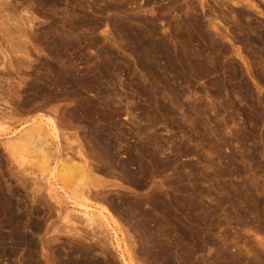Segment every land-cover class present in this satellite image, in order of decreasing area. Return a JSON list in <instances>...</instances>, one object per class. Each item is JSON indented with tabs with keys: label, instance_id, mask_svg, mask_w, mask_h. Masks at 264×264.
<instances>
[{
	"label": "rangeland",
	"instance_id": "rangeland-1",
	"mask_svg": "<svg viewBox=\"0 0 264 264\" xmlns=\"http://www.w3.org/2000/svg\"><path fill=\"white\" fill-rule=\"evenodd\" d=\"M50 1L0 0V208L4 210L0 209V264H53V262L69 264V261L83 259H88L87 261L92 264H123L120 250L115 248L116 239L112 240V243L115 242L114 245L105 246L108 247L107 250L102 249L104 246L101 244L104 245L105 242L101 241L111 239L112 234L104 235L105 240H102L104 228L99 229L97 226L101 230L98 233V229L92 231L85 226L86 207L91 209L96 219L98 218V224L103 220L101 211L110 216L111 222L115 220L113 226L116 225L120 232L118 240L123 247L126 246L128 254L131 252L132 257L127 258L134 264H138L137 262L142 264L143 260L145 262L143 264L151 262L146 250L156 240L159 244L164 243L167 248L173 246L175 252L169 248L180 256L179 260H187V264H207L210 261L214 264L213 260L217 258V254L222 251L224 253V249L231 253L237 252L235 254L241 256L243 264H264V248L260 245L264 233L257 235L252 228L264 222V40L262 41L264 38H261L264 34V16L258 14L264 12V0H238L242 2L239 7L249 13L245 17L238 12H231L227 6H221L217 0H66L60 6H55ZM107 3H118L122 9L115 10L116 12L106 9L103 11ZM250 5H257L259 8L251 9ZM217 17L219 20L215 23L218 24L219 30L213 29L210 25V20ZM76 19L89 24V29L85 28L86 32L84 31L89 42L85 39L82 46L65 55L63 64L67 65H64L65 67L78 70L80 77L89 75V71L90 77L100 84V88H104L103 93H98L96 89H92L93 92L84 89L82 94L75 92L74 95L71 84H67L61 85V88L59 86L48 88L47 94L40 93L38 97L28 96L31 91L38 92L41 79L48 80L50 77L49 80H52L54 77L53 72H49L51 69H48V64L56 60L58 62V59L52 45L53 35L49 37L48 31L51 33L54 27H61L62 21L66 23ZM125 26L128 30L134 29L147 35L151 32L149 35L152 36L153 42L166 46L174 61L178 57L177 63L185 59L188 63L210 64L212 75L201 80L188 77L185 83L177 82L174 76L164 74L166 65L161 57L156 59L154 71L142 70L139 65L140 56L135 53V46L130 43ZM251 29H254V32ZM226 32L229 38L221 37V33L227 35ZM94 38L98 39V44L91 45ZM177 68L181 71L180 67ZM179 70L177 71L181 73ZM222 83L229 87L224 89ZM29 88L33 90L29 91ZM154 90L160 92L154 94ZM175 94L179 96V100L178 97L176 101L172 99ZM147 97H150V103ZM88 99L101 103L104 106L101 105L104 108V111L102 109L101 111L106 114L110 112L105 107L106 104H113L117 100V107L116 103L111 105L109 118L98 122L99 116L96 114L93 119V122L99 123L102 129H108L106 133L109 134L113 154L116 156L112 160H110L112 154L109 156L106 149L92 136L90 124L93 116L85 119L82 117L81 122L71 116L80 104L82 107L86 106ZM159 105L166 106V111L158 110ZM149 107L150 110L147 111ZM56 117H62L61 119L73 128L72 130L69 127L62 128L64 131L61 129L63 133L61 132L60 141H63L58 143L61 148L59 155L62 158L57 155V158L53 157L51 162H47L44 157L46 153L40 149L41 137L34 129L40 121L46 119L57 121ZM212 131L216 133L211 134ZM74 135L77 137L73 139ZM77 138L80 142L76 140L77 143H73ZM78 142L89 155L94 170L95 166L98 168L91 179L94 177L103 182L99 183L107 187L106 197L108 200L113 198L111 201L114 200L117 206L121 205L120 209L113 210L107 202L94 199L91 194V197L85 194L84 201L78 189L88 184L91 179H87L83 184L77 181L78 184L73 176L74 172L67 174L64 170L72 178L69 180L72 182L68 183L70 187L63 189L57 182L55 183L50 171L55 166L54 164L51 167L52 162L58 163L56 168L60 178L62 179L61 175L68 178L63 174L62 168L69 153L68 156L75 161L74 163L81 161V155L77 154L79 147L73 148L78 146ZM8 144L13 147L6 149ZM69 147L72 148L71 151ZM144 149L150 153L156 152L166 165L145 154L147 157L144 163L149 172L140 176L135 159L140 156V150L143 152ZM127 152L133 153L132 160ZM232 157L236 160L231 162ZM46 162L48 166L50 165L49 169L48 166L46 168V164L44 165ZM128 162L129 169L123 166ZM233 163L234 166H231ZM180 189L187 190V193L181 194ZM157 194H161L162 200L160 201L162 205L158 207L154 204ZM229 195L240 196L242 205L229 200L227 198ZM132 200L142 203V211L131 209L129 211L125 202ZM75 202L85 208L77 206ZM191 207L194 208L195 215L203 220L200 226L196 224L192 226L191 221H185ZM175 210L180 212L179 219L184 217L180 220V223L182 222L180 225L184 223L182 228L186 233H190L189 236L172 222L173 214L178 215ZM249 210H253V214H250ZM141 220L149 224L148 232L151 234L138 227V223H142ZM73 222L77 223V227L75 226L77 230L74 233L70 231L73 229ZM77 231L83 232L81 240H75L69 235H76ZM91 236H95L94 239ZM88 239L90 242L86 241ZM193 241L196 242V247ZM77 246L88 247L89 257H71L81 255L76 253ZM90 246L91 250H88ZM3 247L4 250H1ZM133 250L140 255V261L133 257L132 253L137 255Z\"/></svg>",
	"mask_w": 264,
	"mask_h": 264
},
{
	"label": "bare ground",
	"instance_id": "bare-ground-1",
	"mask_svg": "<svg viewBox=\"0 0 264 264\" xmlns=\"http://www.w3.org/2000/svg\"><path fill=\"white\" fill-rule=\"evenodd\" d=\"M66 0H51L50 2L52 3H54V5L55 6H60L61 4H63L64 2H65ZM116 1V0H115ZM218 1V3L221 5V6H227V7H229V9H230V11L231 12H238L240 15H242V16H246V15H248L249 13L247 12H245L243 9H241L239 6L241 5V1H238V0H217ZM102 2V1H101ZM216 2V1H215ZM172 3V2H171ZM174 3V2H173ZM75 4V3H74ZM81 5V4H80ZM80 5H77V6H79L80 7ZM122 5V4H121ZM124 5V4H123ZM243 6V5H242ZM120 7V5L118 4V3H114V4H111V3H107L106 5H105V7H103V11H104V9H106L107 11H111V10H119V9H122V7L121 8H119ZM53 8V7H52ZM250 8L252 9V8H259L257 5L255 6V5H250ZM56 9V8H55ZM61 9V8H60ZM101 10V9H100ZM123 10H124V8H123ZM140 10V9H139ZM150 10L152 11V9L150 8ZM2 11V10H1ZM80 11V10H79ZM103 11H100V12H103ZM115 11V12H116ZM150 11V12H151ZM155 11V10H154ZM215 11V10H214ZM213 11V12H214ZM53 12H55V11H53ZM63 12H65V11H63ZM138 12V11H137ZM145 12V11H144ZM196 12V11H195ZM257 12H259V11H257ZM5 13V12H4ZM56 13V12H55ZM54 13V14H55ZM124 13V12H123ZM148 13H149V11H148ZM153 13H155V12H153ZM152 13V14H153ZM217 13V12H216ZM56 14H58V13H56ZM214 14V13H213ZM258 14H260V15H262V16H264V12L262 11V12H260V13H258ZM60 15V14H59ZM61 15H63V14H61ZM71 15V14H70ZM78 15V14H77ZM82 15V14H81ZM106 15V14H105ZM128 15H131V14H128ZM186 15H188V14H186ZM189 15H191V14H189ZM3 16V15H2ZM66 16H67V14H66ZM63 17V16H62ZM70 17V16H69ZM75 17V16H74ZM82 17V16H81ZM189 17V16H188ZM191 17V16H190ZM65 18V17H64ZM72 18V17H71ZM219 17H217L215 20H210V25H211V27L213 28V29H215V30H219L220 28H218V24L216 25V23H215V21H218L219 19H218ZM73 19H75V18H73ZM82 19H83V17H82ZM85 19H86V17H85ZM137 19V18H136ZM139 19V18H138ZM142 19V18H141ZM141 19H140V21H141ZM118 20V19H117ZM192 20V19H191ZM197 20V19H196ZM65 21H66V19H65ZM65 21H62L60 24H61V27H57V28H53V29H51V33H50V31H48L49 32V37H50V35H53V36H51V37H53L52 38V45L54 46V48H55V52H54V54L56 55L55 57L58 59V62H59V64H58V62H57V60H56V62H54V63H50V64H48V69H51V71H49V72H53V74H54V77H53V79L51 80H49V78H47L48 80H46V79H41L40 80V84L38 85L39 87L37 88L38 89V92H35V93H31V92H33V91H31V90H33V89H31V88H29V91H31L30 92V94H28V96L30 95L31 97H38L39 96V94L40 93H46L48 90V88H52V87H54V86H56V87H60L61 85L63 86V85H67V84H71V87L74 89V95L76 94L75 92H77V94L79 93V94H82L85 90L84 89H88V90H90V91H87V92H93L95 89L98 91V93L99 92H101V93H103L102 92V90L104 89H102V88H100L99 87V85L100 84H97L96 82H95V80L92 78V77H90V73H89V71H88V74L89 75H85V76H83V77H80V73H79V71L78 70H75L74 68L72 69H70V67H65V66H67L66 64H63L64 62L62 61L63 60V58H64V56L65 55H68L70 52H73L74 50H77L80 46H82V44L84 43V41H86L85 39H87L88 37H87V35L86 34H84L85 32H86V30L87 29H89V24L88 23H86L85 21H83V20H81V19H76V20H70L69 22H66L65 23ZM59 22V21H58ZM90 22V21H89ZM116 23H117V21H115ZM123 22V21H122ZM137 22V21H136ZM115 23V24H116ZM119 23V22H118ZM222 23V22H221ZM30 24V23H29ZM59 24V25H60ZM122 24V23H121ZM35 25V24H34ZM131 25V24H130ZM188 25V24H187ZM194 25V24H193ZM196 25V24H195ZM251 25V24H250ZM263 25V24H262ZM31 26V25H30ZM122 26V25H121ZM129 26V25H128ZM198 26V25H197ZM126 27V26H125ZM196 27V26H195ZM199 27H201V25L199 26ZM219 27H220V25H219ZM260 27V26H259ZM85 28H86V30H85ZM123 30H125V28L122 26L121 27ZM127 28V27H126ZM193 28V27H192ZM93 29V28H92ZM202 29V28H201ZM5 30V29H4ZM13 30V29H12ZM49 30V29H48ZM94 30V29H93ZM142 30V29H141ZM203 30V29H202ZM244 30V29H243ZM252 31L254 30V29H251ZM250 30V31H251ZM256 30V29H255ZM47 31V30H46ZM85 31V32H84ZM91 31V30H90ZM146 31V30H145ZM155 32V31H154ZM194 33H195V31H193ZM196 32H197V30H196ZM254 32V31H253ZM252 32V33H253ZM127 33H128V38L130 39V43H132L135 47H134V50H135V53H138L139 55L138 56H140V61H139V65H140V67L142 68V70H153L154 69V67L156 66V59H158L159 57H161L163 60H165V65H166V67H165V69H164V74H167V76H169V75H172V76H174L173 78H175V80H177V82L178 81H181V83H185L186 81H188V77H192V78H195V79H197V80H201L202 78H204V77H206V76H211L212 75V69H211V67L209 66L210 64H203L202 62L201 63H191V62H187L185 59H183V60H180V61H178V63L176 62L177 61V58H176V60L174 61V59L171 57V55H170V53H169V50H168V48H166V46L164 47V45H158V44H155V42H153V39L151 38L152 36L151 35H149L150 33H148V35L147 34H145V33H141V31H135L134 29H129L128 30V28H127ZM152 33H153V31H152ZM193 33V34H194ZM225 33V32H224ZM9 34V33H8ZM13 34V33H12ZM48 34V33H47ZM123 34H125V33H123ZM199 34V33H198ZM205 34H206V32H205ZM209 34V33H208ZM208 34H207V37H209L208 36ZM226 34H227V32H226ZM255 34V33H254ZM85 35H86V38H85ZM212 35V34H211ZM228 35L229 34H227V35H224V34H222L221 33V37H228ZM251 35V34H250ZM47 36V35H46ZM202 36V35H201ZM214 36V35H213ZM263 37H261V38H264V34L262 35ZM27 37V36H26ZM49 37H47L48 39H50ZM218 37V36H217ZM260 37V36H259ZM97 38V37H96ZM195 38H196V36H195ZM194 38V39H195ZM200 38V37H199ZM203 38V37H202ZM220 38V37H219ZM229 38V37H228ZM247 38V37H246ZM92 39V38H91ZM95 39V38H94ZM93 39V40H94ZM218 39V38H217ZM235 39V38H234ZM250 40H253V39H251V38H249ZM88 40V39H87ZM214 40V39H213ZM236 40V39H235ZM264 39H262V41H263ZM47 41V40H46ZM49 41V40H48ZM90 41H92V40H90ZM215 41H216V38H215ZM220 41H222V40H220ZM253 41H255V39L253 40ZM258 41V40H257ZM45 42V41H44ZM50 42V41H49ZM88 42H89V40H88ZM93 42V44H91V45H95V44H98V39L96 40H94V41H92ZM201 42V41H200ZM238 42H240V40L238 41ZM246 42V41H245ZM244 42V43H245ZM248 42H249V40H248ZM87 43V42H86ZM125 43V42H124ZM157 43V42H156ZM214 43V42H213ZM250 43V42H249ZM18 44H20V43H18ZM90 44V43H89ZM160 44V43H159ZM215 44V43H214ZM52 45H51V47H52ZM17 46V45H16ZM10 47V46H9ZM19 47H20V45H19ZM18 47V48H19ZM26 47V46H25ZM50 47V48H51ZM90 48V47H89ZM17 49V48H16ZM21 49V48H20ZM84 49V48H83ZM206 49V48H205ZM204 49V50H205ZM22 50V49H21ZM16 51V50H15ZM54 51V50H53ZM52 51V52H53ZM51 52V53H52ZM6 54H7V52H5ZM11 53V52H10ZM20 53V52H19ZM22 53V52H21ZM99 53V52H98ZM5 54V55H6ZM53 54V55H54ZM9 55V54H8ZM7 55V56H8ZM75 55V54H74ZM103 56V55H102ZM67 57V56H66ZM88 57V56H87ZM108 57V56H107ZM107 57H105V58H107ZM10 58V57H9ZM55 58V59H56ZM77 58V57H76ZM75 58V59H76ZM120 58V57H119ZM113 59V58H112ZM161 59V60H162ZM181 59V58H180ZM263 59H264V57H263ZM110 60V59H109ZM160 60V59H159ZM203 60V59H202ZM54 61V60H53ZM62 61V62H61ZM68 61V60H67ZM158 61V60H157ZM51 62V61H50ZM71 62V61H70ZM89 62V61H88ZM104 62V61H103ZM210 62V61H209ZM158 63V62H157ZM211 63V62H210ZM8 64H9V62H8ZM67 64H68V62H67ZM259 64V63H258ZM263 64H264V62H263ZM10 65H11V63H10ZM65 65V66H64ZM113 65V64H112ZM70 66H72L71 65V63H70ZM103 66V65H102ZM177 67H180V69H181V71L177 68ZM264 67V66H263ZM12 68H13V65H12ZM157 68V67H156ZM100 69V68H99ZM94 70V69H93ZM104 70V69H103ZM119 70V69H118ZM177 70H179L181 73H179ZM100 71H102V69L100 70ZM154 71V70H153ZM214 71H216V70H214ZM91 72V71H90ZM152 72V71H151ZM264 73V72H263ZM47 74V73H46ZM93 74H94V72H93ZM48 75V74H47ZM96 75V74H95ZM228 77V76H227ZM148 78V77H147ZM99 79V78H98ZM157 79V78H156ZM166 79H168V78H166ZM172 79V78H171ZM38 80H39V78H38ZM102 81V80H101ZM168 81V80H167ZM193 81V80H192ZM263 81V80H262ZM143 82V81H142ZM176 82V83H177ZM98 83H99V81H98ZM38 84V83H37ZM104 84V83H103ZM174 84V83H173ZM179 84V83H178ZM168 85V84H167ZM115 86V85H114ZM114 86H111V88L112 87H114ZM153 86V85H152ZM228 86V85H227ZM224 83H222V87L225 89V87H227ZM10 87V86H9ZM55 87V88H56ZM138 87V86H137ZM144 88H145V86H143ZM229 87V86H228ZM11 88V87H10ZM28 88V87H27ZM32 88H33V86H32ZM61 88V87H60ZM219 88V87H218ZM35 89V88H34ZM92 89H94V90H92ZM235 89V88H234ZM12 90H13V87H12ZM115 90V89H114ZM117 90V89H116ZM146 90H147V88H146ZM149 90V89H148ZM106 91V90H105ZM108 91V90H107ZM61 92V91H60ZM112 92V91H111ZM110 92V93H111ZM154 92V94H156V90H154L153 91ZM158 92H160V91H158ZM157 92V93H158ZM219 92H220V90H219ZM11 93H13V92H11ZM19 93V92H18ZM50 93V92H49ZM68 93H69V91H68ZM72 93V92H71ZM106 93H109V92H106ZM47 94V93H46ZM52 94V93H51ZM117 94V93H116ZM120 94V93H119ZM171 94V93H170ZM177 94V93H176ZM173 95L174 96V98H172V99H175V101H176V99H177V97H178V100L180 99L179 98V96H177V95ZM113 95V94H112ZM159 95V94H158ZM157 95V96H158ZM42 96V95H41ZM40 96V97H41ZM44 96V95H43ZM107 96V95H106ZM109 96H110V94H109ZM119 96V95H118ZM169 96V95H168ZM117 97V96H116ZM116 97H114V98H116ZM170 97V96H169ZM15 98V97H14ZM111 98V97H110ZM109 98V99H110ZM154 98V97H153ZM16 99V98H15ZM40 99V98H39ZM71 99H73V98H71ZM169 99V98H168ZM171 99V100H172ZM114 100L115 99H113V102H114ZM147 100L149 101V103L151 102V99H150V97H147ZM33 101V100H32ZM42 101V100H41ZM116 102H112V101H110L111 103H113V104H110V103H107L106 104V108H108L109 109V111L111 112V108H112V106L111 105H114L115 103H116V107H117V100H115ZM175 101H173V102H175ZM98 101H92V100H87V105L86 106H81L82 104H80L79 105V107H77L74 111H73V113H72V118L73 119H75L76 121H78V122H81L82 121V117H83V119H85V118H90L91 116H93V118L91 119V131H92V136H93V138L94 139H96V141L99 143V145H101L102 147H104L105 149H106V151H107V153H108V155L110 156V154H112V157H111V159L110 160H112V158L114 159V158H116V156L114 157V154H113V144H112V141L111 140H109V134H107L106 132H108V129H106V130H104V129H102L101 128V126H100V124L99 123H97V122H93V119H94V115L96 116V114L99 116V120H98V122H100V120H102V119H104V118H109V115H111L110 114V112H109V114H108V112H107V114L106 113H104L103 111V105L100 103V104H98L97 103ZM120 102V101H119ZM5 103V102H4ZM7 103V102H6ZM86 103V102H85ZM123 103V102H122ZM147 103V102H146ZM174 104V103H173ZM7 105V104H6ZM103 107H102V106ZM176 105V104H175ZM179 105V104H178ZM102 107V108H101ZM115 107V106H114ZM115 107V108H116ZM166 107V106H165ZM164 106L162 107V106H158V110H160V111H166V108H165ZM75 108V107H74ZM20 109V108H19ZM101 109L103 110V111H101ZM132 109V108H131ZM5 110V109H4ZM8 110H10V109H8ZM46 110V109H45ZM119 110V109H118ZM150 110V107H149V109L147 110V111H149ZM154 110V109H153ZM2 111V110H1ZM6 111V110H5ZM17 111L19 112V110L17 109ZM22 111H23V109H22ZM24 111H26V109H24ZM47 111V110H46ZM56 111V110H55ZM121 111V110H120ZM146 111V110H145ZM168 111V110H167ZM173 111V110H172ZM15 112V111H14ZM17 112V113H18ZM59 112V111H58ZM126 112V111H125ZM128 112V111H127ZM196 112V111H195ZM2 113H3V111H2ZM24 113V112H23ZM55 113V112H54ZM149 113V112H148ZM155 113V112H154ZM10 113H8V115H9ZM13 114V113H12ZM16 114V113H15ZM129 114V113H128ZM132 114V113H131ZM131 114H130V117H131ZM203 114V113H202ZM4 115V114H3ZM197 115V114H196ZM199 115V114H198ZM23 116V115H22ZM26 116V115H25ZM71 116H70V118H71ZM108 116V117H107ZM165 116V115H164ZM260 116V115H259ZM1 117V116H0ZM6 117H8V116H6ZM112 117V116H111ZM110 117V118H111ZM121 117V116H120ZM158 117V116H157ZM188 117V116H187ZM192 117V116H191ZM62 118V117H61ZM61 118H59V117H56V119H57V121L55 120V119H46V120H42V121H40L39 122V124H38V126H36V128L34 129V130H36L35 131V133L37 132L38 133V136L39 137H41L39 140H40V142H41V148L40 149H42L45 153H46V155L44 156L46 159V161L48 162V161H50V160H52V158L53 157H56L57 155L58 156H60L59 154H60V152H61V148H60V144L58 143L60 140H61V132L62 131H64L62 128H67V127H69L68 126V124H67V122H65V121H63ZM64 118V117H63ZM162 118V117H161ZM197 118H199V116L197 117ZM257 118V117H256ZM43 119V118H42ZM96 120V119H95ZM130 120V119H129ZM162 120V119H161ZM192 120V119H191ZM199 119H197V121H198ZM201 120V119H200ZM199 120V121H200ZM132 121V120H131ZM196 121V120H195ZM102 122V121H101ZM260 122H262V121H260ZM106 123V122H105ZM190 123V122H189ZM258 123V122H257ZM194 124H196V123H194ZM202 124V123H201ZM73 125V124H72ZM190 125H191V123H190ZM189 125V126H190ZM208 125V124H207ZM75 126V125H74ZM120 126V125H119ZM186 126V125H185ZM204 126V125H203ZM5 127V126H4ZM71 127V126H70ZM69 127V128H70ZM205 127H208V126H205ZM254 127H256L255 125H254ZM73 128V127H72ZM72 128H70L71 130H72ZM78 128V127H77ZM195 128V127H194ZM202 128H204V127H202ZM61 129H62V131H61ZM113 129V128H112ZM196 129V128H195ZM193 130V129H192ZM207 130V129H206ZM205 130V131H206ZM212 130V129H211ZM210 130V131H211ZM209 131V130H208ZM113 132V131H112ZM123 132V131H122ZM63 133V132H62ZM110 133V132H109ZM200 133V132H199ZM214 133H216V132H211V134H214ZM253 133V132H252ZM90 134H91V132H90ZM210 134V135H211ZM36 134H34V136H35ZM75 137H77V136H75L74 135V137H73V139L75 138ZM35 138V137H34ZM66 138H67V136H66ZM249 138V137H248ZM69 139V138H68ZM93 139V140H94ZM116 139V138H115ZM123 139V138H122ZM121 139V140H122ZM76 140H80V139H75V141L73 142V143H75L76 142ZM92 140V139H91ZM190 140V139H189ZM63 141V140H62ZM62 141H60V142H62ZM68 141V140H67ZM70 141V140H69ZM68 141V142H69ZM115 141V140H114ZM120 141V140H119ZM80 142V141H79ZM79 142H78V146H75V147H73L72 145V147L73 148H76V147H79L78 149H76V150H78L77 151V154L79 153L80 155H81V157H82V159H81V161L80 162H78L77 161V163H74L75 161L72 159V158H69V154L67 153V151L66 150H69V149H67L66 148V150H65V152H66V154H68L66 157H67V160H66V164H65V166H63V168H62V171L64 172V170L65 171H67V174H68V172L71 174L72 172H74V174H73V176H74V178H75V180H76V182L78 181L79 183H84L87 179H91L92 178V176L94 175V173H95V171H96V169L98 170V168H97V166H95L96 168H95V170H94V167H93V163H91V161L89 160V155H87V153L84 151V148H83V146L81 145V143L79 144ZM88 142H90V141H88ZM92 142V141H91ZM117 142V141H116ZM122 142V141H121ZM10 143V142H9ZM63 143H65V142H63ZM77 143V142H76ZM219 143V142H218ZM11 144V143H10ZM66 144H68V143H66ZM69 145H70V143H69ZM68 145V146H69ZM75 145V144H74ZM229 145V144H228ZM11 148V147H13L12 145H6V149L7 148ZM66 147H67V145H66ZM141 147V146H140ZM147 147V146H146ZM226 147V146H225ZM70 148V147H69ZM103 148V149H104ZM71 149L72 148H70V151H71ZM103 149H102V151H103ZM139 149V148H138ZM140 149H142V148H140ZM212 149V148H211ZM219 149V148H218ZM93 150V149H92ZM143 150V149H142ZM142 150H140L141 151V154H139L140 156L139 157H137L135 160L137 161V168H138V173L140 174V176H144L147 172H149V168L147 167V165L144 163V159H145V157H147V155H149L150 157H152V158H156V161L158 160L160 163H162V161L163 160H161V158L159 159V157H158V154L155 152V153H150V151H148L147 149H144V151L142 152ZM215 150H217V149H215ZM148 151V152H147ZM43 152V153H44ZM76 152V151H75ZM86 154H85V153ZM96 152H98V151H96ZM146 152V153H145ZM192 152V151H191ZM140 153V152H139ZM193 153V152H192ZM222 153V152H221ZM63 154V153H62ZM101 154V153H100ZM126 154H129V157L131 158L132 157V155H133V153H131V152H127ZM145 154H147L146 156H145ZM217 154V153H216ZM80 155H79V157H80ZM95 155H96V153H95ZM99 155V154H98ZM160 155V154H159ZM190 155H191V153H190ZM64 156V155H63ZM74 156V155H73ZM97 156V155H96ZM148 156V157H149ZM235 156V155H234ZM233 156V157H234ZM61 157V156H60ZM71 157H72V155H71ZM91 157V156H90ZM95 157V156H94ZM103 157V156H102ZM232 157V159H231V162L235 159V158H233ZM57 158V157H56ZM62 158V157H61ZM93 158V157H92ZM106 158V157H105ZM133 158V157H132ZM132 158H131V160H132ZM222 158V157H221ZM97 160H98V158H97ZM102 160V159H101ZM130 160V159H129ZM134 160V161H135ZM161 160V161H160ZM224 160H226V159H224ZM236 160V159H235ZM234 160V161H235ZM239 160V159H238ZM114 161H116V159L114 160ZM113 161V162H114ZM47 162L46 163H44V165L46 164V168H47ZM51 162V161H50ZM60 162V161H59ZM98 162V161H97ZM112 162V161H111ZM110 162V163H111ZM112 162V163H113ZM53 164H51V167H53V165L55 164V166L50 170L51 171V176H53V178L55 179V183L57 182L58 183V185L59 186H62L61 188H63V189H65V188H67V187H70L69 186V182H72V181H69L70 179H72V178H70V176H68L65 172L63 173V174H66L67 176H68V178H66V176L65 177H63V175H61V172H60V175L62 176V179L60 178V176L57 174L58 172H57V165H58V163H55V161H53L52 162ZM94 163H96V162H94ZM99 164V163H98ZM163 165H166V163H162ZM232 164V163H231ZM122 165V164H121ZM50 166V165H49ZM49 166H48V169H49ZM124 167H126L127 169H129L130 168V164H129V162L128 163H124V165H123ZM231 166H234V163H233V165H231ZM45 167V166H44ZM112 167V166H111ZM167 167V166H166ZM45 168V169H46ZM226 169H228V168H226ZM237 169V168H236ZM235 169V170H236ZM44 170V169H43ZM177 170V169H176ZM218 170V169H217ZM231 170V169H230ZM102 171V170H101ZM214 171V170H213ZM219 171V170H218ZM225 171V170H224ZM130 172V171H129ZM216 172V171H215ZM222 172V171H221ZM233 172V171H232ZM180 173V172H179ZM217 173V172H216ZM223 173V172H222ZM229 173H231V172H229ZM237 173V172H236ZM134 174V173H133ZM136 174V173H135ZM221 174V173H220ZM225 175H226V173H224ZM223 174V175H224ZM97 175V174H96ZM216 175V174H215ZM235 175V174H234ZM72 176V177H73ZM178 176H179V174H178ZM232 176V175H231ZM139 177V176H138ZM137 177V178H138ZM217 177V176H216ZM219 177H220V175H219ZM224 177V176H223ZM73 178V179H74ZM179 179H180V177H178ZM185 178V177H184ZM227 178V177H226ZM182 179V178H181ZM74 180V181H75ZM92 180H93V183H92ZM185 180V179H184ZM68 181V182H67ZM178 181V180H177ZM180 181H183V180H180ZM179 181V182H180ZM77 182V183H78ZM95 182H98V184H95ZM99 182H101V181H98V179L96 180V179H94V177H93V179H91V181H89L88 182V184H84V186L83 187H80V189H78V193H80L81 195L80 196H82L83 198V200H84V195L85 194H89V195H86V196H90V194H91V196L94 198V199H98L99 201L101 200L102 202L104 201V202H107L108 204L107 205H109L113 210H118V209H120L119 207L121 206H117V204H115V202H114V200L113 201H111V200H108L109 198H107L106 197V195H105V192H106V188L105 187H103V185L101 184V183H103V182H101V183H99ZM56 183V184H57ZM78 183V184H79ZM76 184V183H75ZM101 184V185H100ZM168 184V183H167ZM171 184V183H170ZM77 186V185H76ZM181 186V185H180ZM93 187V188H92ZM104 189H103V188ZM156 187V186H155ZM235 187V186H234ZM115 188V187H114ZM157 189V188H156ZM68 190V189H67ZM113 190V189H112ZM199 190V189H198ZM235 190V189H234ZM187 191V190H186ZM186 191H184V190H182V189H180V191L179 192H181V194L182 193H187ZM192 193V192H191ZM37 194V193H36ZM161 195V194H160ZM160 195L159 194H157V196L155 197V201H154V204H156L157 205V207L158 206H161L162 204H160L161 202H162V200H161V197H160ZM168 195V194H167ZM90 196V197H91ZM43 198V197H42ZM87 198V197H86ZM176 198V197H175ZM224 198V197H223ZM229 200H233L234 202H237V203H240L241 204V201H242V198L240 197V196H232V195H229L228 197H227ZM45 199V198H44ZM81 199V198H80ZM178 199V198H177ZM43 200V199H42ZM89 200V199H88ZM90 200H92V199H90ZM98 200H96V202L98 201ZM175 201H176V199H174ZM179 200V199H178ZM177 200V201H178ZM222 200V199H221ZM223 200H225V199H223ZM45 201V200H44ZM85 201V200H84ZM161 201V202H160ZM218 201H219V199H218ZM243 201H245V200H243ZM255 201H257V200H255ZM91 202H93V201H91ZM120 202V201H119ZM173 202V201H172ZM189 202V201H188ZM221 202V201H220ZM227 202V201H226ZM257 202H259V201H257ZM40 203V202H39ZM48 203V202H47ZM46 203V204H47ZM76 203V205L77 206H82V207H84L82 204H80V203H78V202H75ZM87 203H90V202H87ZM126 204L125 205H127V207H129V211H130V209H131V211H133V210H135V211H142V203L141 202H139V201H129V202H125ZM192 203V202H191ZM217 204H218V202H216ZM233 203V202H232ZM244 203V202H243ZM254 203V202H253ZM261 203V202H260ZM44 204V203H43ZM124 204V203H123ZM160 204V205H159ZM167 204V203H166ZM255 204H256V202H255ZM258 204V203H257ZM150 205V204H149ZM152 205V204H151ZM156 205H155V207H156ZM168 205V204H167ZM223 205V204H222ZM221 205V206H222ZM229 205V204H228ZM233 205V204H232ZM236 205V204H235ZM242 205V204H241ZM248 205V204H247ZM260 205V204H259ZM6 206V205H5ZM47 206V205H46ZM53 206V205H52ZM108 206V208H110ZM164 206V205H163ZM230 206V205H229ZM228 206V207H229ZM257 206V205H256ZM51 207V206H50ZM54 207V206H53ZM124 206H122V208H123ZM156 207V208H157ZM234 207H236V206H234ZM250 207V206H249ZM248 207V208H249ZM48 208V207H47ZM85 208V207H84ZM168 208V207H167ZM184 208V207H183ZM212 208V207H211ZM232 208V207H231ZM1 209V208H0ZM7 209V208H6ZM159 209V208H158ZM161 209H163V208H161ZM177 209V208H176ZM234 209V208H233ZM236 209V208H235ZM251 209V208H250ZM257 209V208H256ZM255 209V210H256ZM1 210H3V209H1ZM52 210V209H51ZM60 210V209H59ZM85 210V209H84ZM164 210V209H163ZM170 210V209H169ZM229 210V209H228ZM259 210V209H258ZM4 211V210H3ZM13 211V210H12ZM55 211V210H54ZM112 211V210H111ZM120 211V210H119ZM174 211V210H173ZM177 210H175V212H176ZM181 211V210H180ZM195 210H194V208L193 207H191L190 209H189V216H185L186 217V219L187 220H185V221H187L188 222V220L189 221H191V223L193 224H191L192 226H194V224H196L197 226H200L201 225V223L203 222V220L198 216V215H195V212H194ZM234 211V210H233ZM236 211H238L237 209H236ZM243 211V210H242ZM241 211V212H242ZM252 211L253 210H249L248 212L250 213V214H253L252 213ZM7 212V211H6ZM9 212V211H8ZM183 212V211H182ZM181 212V213H182ZM229 212H231V211H229ZM257 212V211H256ZM256 212H255V214H256ZM2 213V212H1ZM10 213V212H9ZM56 213V212H55ZM101 214H102V216H103V220H101V221H99V224H98V218L96 219V216L91 212V209H89L88 207H86V212L84 213V216H85V219H86V225L85 226H87L88 228H90V229H92V231H93V229H98L97 228V226L99 227V229L100 228H104V229H102V232H103V239L99 236V238H101L102 240H105L104 239V237L105 236H108V235H110V234H112V236H111V239H106L105 241H101V242H105V243H103L104 245H102L101 244V246H104V247H102V249L103 248H105L106 250H107V248L105 247V246H112V245H114L115 244V242H113L112 243V240H115L116 239V241H117V245L115 244V248L116 249H118V250H120V257H122V260H123V264H134L133 263V261L132 260H129L128 258H127V256H129V257H132V255L130 256V254H131V252H130V254H128V249L126 248V246H122V244L119 242V240H118V235H119V233L120 232H118V230H117V227H116V225L115 226H113V224H115V220L113 221V222H111L110 221V216L108 217L107 215H105L106 213L104 212V211H101L100 212ZM131 213H133V212H131ZM136 213V212H135ZM135 213L133 214V216L135 215ZM177 213H178V215H175L174 216V214H173V221L172 222H174V224H175V226H177L178 227V229H180L182 232H184L187 236H189V234L190 233H186L185 232V230L182 228V226H183V224L182 225H180L181 223H180V220L181 219H183L184 217H182V218H180L179 219V213L180 212H178L177 211ZM176 213V214H177ZM215 213V212H214ZM239 214H240V211L238 212ZM13 214V213H12ZM108 214V213H107ZM185 214V213H184ZM235 214V213H234ZM237 214V213H236ZM235 214V215H236ZM254 214V215H255ZM183 215V214H182ZM182 215H180V216H182ZM204 215V214H203ZM208 215H209V213H208ZM242 215V214H241ZM253 215V216H254ZM131 216V215H130ZM256 216V215H255ZM254 216V217H255ZM8 217V216H7ZM68 217V216H67ZM74 217V216H73ZM120 217V216H119ZM136 217V216H135ZM169 217V216H168ZM240 217V216H239ZM239 217H237V218H239ZM242 217H243V215H242ZM247 217V216H246ZM10 218V217H9ZM77 218H79V217H77ZM244 218V217H243ZM261 218V217H260ZM102 219V218H101ZM131 219V218H130ZM245 219V218H244ZM11 220V219H10ZM13 220V219H12ZM19 220V219H18ZM83 220V219H82ZM171 220V219H170ZM205 220V219H204ZM242 220V219H241ZM124 221V220H123ZM131 221V220H130ZM142 221V220H141ZM149 221V220H148ZM202 221V222H201ZM206 221V220H205ZM144 221H142V223H138V227H140V228H142L143 229V231H145V233L146 232H148V229H149V232H150V228L148 227L149 226V224H146V223H143ZM183 222H184V220H183ZM194 222V223H193ZM209 222V221H208ZM74 223V222H73ZM72 223V227H73V229L71 228L70 229V231L71 232H73L74 233V231L75 230H77V228H75V226L77 227V223L75 224H73ZM79 223V222H78ZM82 223V222H81ZM150 223V222H149ZM204 223H206V222H204ZM237 223V222H236ZM239 223V222H238ZM8 224H10V223H8ZM83 224V223H82ZM250 224V223H249ZM121 225H122V223H121ZM195 225V226H196ZM247 225V224H246ZM250 226H252V225H250ZM254 226H256V225H254ZM124 227V226H123ZM15 228V227H14ZM80 228V227H79ZM87 228V229H88ZM139 228V229H140ZM211 228V227H210ZM252 228L254 229V231H256V234L257 233H264V222L262 223V224H260V225H258L257 227H253L252 226ZM17 229V228H16ZM86 229V228H85ZM84 229V230H85ZM89 229V230H90ZM97 230L98 231V233L101 231V230ZM106 229H107V231H106ZM128 229V228H127ZM131 229V228H130ZM199 229V228H198ZM253 229H251V230H253ZM104 230V231H103ZM250 230V231H251ZM22 231V230H21ZM95 231V230H94ZM96 231V232H97ZM142 231V230H141ZM153 231V230H152ZM59 232H60V230H59ZM89 232V231H88ZM87 232V233H88ZM104 232H107L106 234H104ZM124 232H126V231H124ZM127 232H128V230H127ZM148 232V233H149ZM63 233V232H62ZM70 233V232H69ZM75 233H77L76 235H77V238H76V235H71V234H69L70 236H73L74 238H75V240L77 239V240H81L83 237V232H81V233H79L78 231L77 232H75ZM86 233V232H85ZM92 233V232H91ZM130 233V232H129ZM147 233V234H148ZM155 233V232H154ZM195 233H196V230H195ZM56 234V233H55ZM66 234H68V233H66ZM82 234V235H81ZM97 234V233H96ZM100 234H102V233H100ZM108 234V235H107ZM128 234V233H127ZM131 234H132V232H131ZM149 234H151V233H149ZM153 234V233H152ZM197 234V233H196ZM204 234V233H203ZM64 235V234H63ZM94 235H95V233H94ZM105 235V236H104ZM137 235V234H136ZM145 235V234H144ZM257 235H259V234H257ZM16 236V235H15ZM23 236V235H22ZM28 236V235H27ZM58 236H59V234H58ZM57 236V237H58ZM68 236V235H67ZM127 236V235H126ZM133 236V235H132ZM150 236H152V235H150ZM150 236H149V238H150ZM206 236V235H205ZM204 236V237H205ZM261 237H262V235H260ZM92 237V236H91ZM95 237V236H94ZM94 237H92L93 239H94ZM97 237V236H96ZM148 237V236H147ZM156 237V236H155ZM154 237V238H155ZM19 238V237H18ZM17 238V239H18ZM60 238V237H59ZM107 238V237H106ZM109 238V237H108ZM127 238V237H126ZM146 238V237H145ZM152 238V237H151ZM150 238V239H151ZM16 239V238H15ZM24 239V238H23ZM54 239V238H53ZM90 239V238H89ZM89 239L88 240H86L87 242L89 241ZM136 239V238H135ZM153 239V238H152ZM161 239V238H160ZM170 240H171V237L169 238ZM168 239V240H169ZM262 239V238H261ZM9 240V239H8ZM20 240V239H19ZM52 240V239H51ZM55 240V239H54ZM58 240H60V239H58ZM100 240V239H99ZM98 240V241H99ZM132 240H133V238H132ZM168 240H167V242H168ZM182 240V239H181ZM33 241V240H32ZM57 241V240H56ZM85 241V242H86ZM173 241H175V240H173ZM259 242H260V240H258ZM49 242V241H48ZM73 242V241H72ZM90 242V241H89ZM93 242V241H92ZM131 242V241H130ZM160 242H162V241H160ZM180 242V241H179ZM194 243L193 244H195L196 242L195 241H193ZM96 243V242H95ZM128 243H129V241H128ZM134 244H135V242H133ZM133 243H132V245H133ZM141 243V242H140ZM182 243V242H181ZM191 243V242H190ZM261 244L260 245H263L262 247L264 248V239H263V242H260ZM2 244V243H1ZM73 244V243H72ZM92 244V243H91ZM149 244H150V242H149ZM176 244V243H175ZM174 244V245H175ZM198 244H200V243H198ZM198 244H197V246H198ZM79 245V244H78ZM83 245H84V243H83ZM93 245V244H92ZM95 245V244H94ZM97 245V244H96ZM166 245H168V244H166ZM177 245V244H176ZM180 245V244H179ZM192 245V244H191ZM259 245V246H260ZM13 246V245H12ZM50 246V245H49ZM169 246V245H168ZM71 247V246H70ZM84 247V248H83ZM139 247V246H138ZM170 248H172L173 249V246L171 247V246H169ZM167 248V246L165 247L164 246V243L163 244H159V242H157V240L156 241H154L153 242V244L152 245H150V248H148L147 250H146V253L148 254L147 255V257L148 256H150V261L151 262H149V264H187L188 262H187V260H184L182 257V261H181V259L179 260V257H178V255H176L174 252H175V248L173 249L174 250V252L170 249V248ZM195 247H196V244H195ZM201 247V246H200ZM87 248L88 247H86V246H82V247H76V253L77 254H81V255H76V256H71V257H89V252H87ZM94 248V247H93ZM99 248V247H98ZM135 248H136V246H135ZM15 249V248H14ZM133 249V248H132ZM131 249V250H132ZM139 249V248H138ZM199 249V248H198ZM262 249V248H261ZM1 250H4V247H3V249H1ZM8 250H10V249H8ZM88 250H91V246H90V248L88 249ZM109 250H110V248H109ZM135 250V249H134ZM133 250V251H134ZM62 251V250H61ZM70 251V250H69ZM102 251V250H101ZM135 251H137V250H135ZM134 251V252H135ZM183 251V250H182ZM186 251V250H185ZM5 252H6V250H5ZM103 252H105V250L103 251ZM114 252V251H113ZM141 252V251H140ZM258 252V251H257ZM262 252V251H261ZM10 253V252H9ZM15 253V252H14ZM64 253V252H63ZM71 253V252H70ZM74 253V252H73ZM135 253H137V252H135ZM142 253H143V251H142ZM142 253H141V255H142ZM176 253L178 254V252L176 251ZM181 253V252H180ZM233 253V252H232ZM231 253V251H229L228 249L226 250V249H224V253H223V251H222V253H220V254H217L218 256H217V258H215L213 261H215L214 262V264H243L242 263V260H241V256H239V255H236L235 253H237V252H235V253H233L232 254ZM259 253V252H258ZM258 253H256V254H258ZM11 254V253H10ZM53 254H55V253H53ZM52 254V255H53ZM133 254V257H135L138 261H140L139 260V256H138V253H137V255L136 254H134V253H132ZM185 254V253H184ZM216 254V253H215ZM108 255V254H107ZM135 255V256H134ZM146 255V254H145ZM4 256V255H3ZM54 256V255H53ZM57 256V255H56ZM256 256V255H255ZM264 256V255H263ZM2 257V256H1ZM61 257V256H60ZM106 257V256H105ZM142 257V256H141ZM141 257H140V259H141ZM186 257V256H185ZM251 257V256H250ZM257 257H258V255H257ZM260 257V256H259ZM52 258V257H51ZM51 258H49V259H51ZM56 258V257H55ZM135 258H134V260H135ZM143 259V258H142ZM145 260H146V257L144 258ZM189 259V258H188ZM74 260H75V258H74ZM88 260V259H87ZM87 260H84L83 259V261H69L70 263L69 264H92L90 261H87ZM136 260V261H137ZM148 260V259H147ZM190 260H191V258H190ZM190 260H188V261H190ZM264 260V259H263ZM205 261V260H204ZM210 261V260H209ZM256 261V260H255ZM257 261H259V260H257ZM51 262V261H50ZM211 262V261H210ZM210 262L208 263L207 262V264H210ZM260 262V261H259ZM136 263V262H135ZM138 264H141V263H139V262H137ZM143 263H145L144 262V260H143V262H142V264ZM193 263V262H192ZM202 263H203V261H202ZM212 264H213V262H211ZM249 263V262H248ZM53 264H54V262H53ZM68 264V263H67ZM147 264V263H146ZM204 264V263H203Z\"/></svg>",
	"mask_w": 264,
	"mask_h": 264
}]
</instances>
